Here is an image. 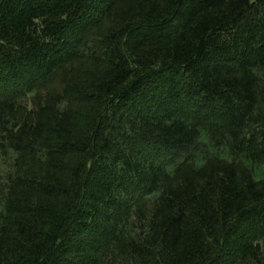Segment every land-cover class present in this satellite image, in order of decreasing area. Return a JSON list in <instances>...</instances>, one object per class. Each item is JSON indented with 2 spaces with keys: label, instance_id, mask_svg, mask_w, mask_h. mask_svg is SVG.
Wrapping results in <instances>:
<instances>
[{
  "label": "trees",
  "instance_id": "trees-1",
  "mask_svg": "<svg viewBox=\"0 0 264 264\" xmlns=\"http://www.w3.org/2000/svg\"><path fill=\"white\" fill-rule=\"evenodd\" d=\"M263 168L264 0H0V264H264Z\"/></svg>",
  "mask_w": 264,
  "mask_h": 264
},
{
  "label": "rangeland",
  "instance_id": "rangeland-1",
  "mask_svg": "<svg viewBox=\"0 0 264 264\" xmlns=\"http://www.w3.org/2000/svg\"><path fill=\"white\" fill-rule=\"evenodd\" d=\"M205 142H207V141L205 140ZM209 152L211 154H215L217 156H220L222 159H228V150L227 149H223L221 153H218V150L217 149L211 148V146H209ZM263 170H264V168L262 170H259V169L256 170V178L257 179L264 178V172H263ZM0 175H1V173H0Z\"/></svg>",
  "mask_w": 264,
  "mask_h": 264
}]
</instances>
